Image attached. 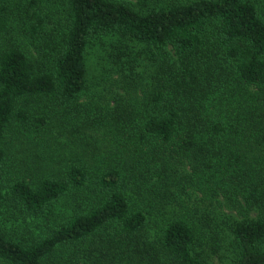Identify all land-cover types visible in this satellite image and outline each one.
Listing matches in <instances>:
<instances>
[{
    "label": "trees",
    "instance_id": "1",
    "mask_svg": "<svg viewBox=\"0 0 264 264\" xmlns=\"http://www.w3.org/2000/svg\"><path fill=\"white\" fill-rule=\"evenodd\" d=\"M137 1L0 0V264H264V0Z\"/></svg>",
    "mask_w": 264,
    "mask_h": 264
},
{
    "label": "rangeland",
    "instance_id": "2",
    "mask_svg": "<svg viewBox=\"0 0 264 264\" xmlns=\"http://www.w3.org/2000/svg\"><path fill=\"white\" fill-rule=\"evenodd\" d=\"M128 3L132 6L139 7L141 4L137 0H116ZM118 40L117 36L114 35H94L91 38L89 43L87 53H86V65H87V84L88 90L87 95L92 93L101 92V90H112L115 82L119 81L118 71L121 70V64H116L114 62L115 58L113 57L115 50L113 51L114 43L116 44ZM118 81H115L117 80ZM18 152L22 151L25 145H19ZM190 205L194 208L189 210L194 213L197 212L201 217L205 215L203 213H210L211 211L217 210L218 213L224 212V217L233 215L236 219L241 218L240 215H237L236 212L230 211L222 206H219L216 203H209L208 201L203 200L202 198H194L190 201ZM213 214L210 215L212 218ZM218 220L212 222L211 225H215ZM228 222V221H227ZM228 241L222 246L220 254L224 255L227 258H223L221 261L215 259L216 264H225L231 257L232 254L228 248Z\"/></svg>",
    "mask_w": 264,
    "mask_h": 264
}]
</instances>
